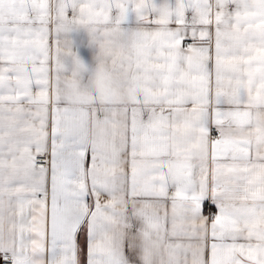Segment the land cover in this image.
<instances>
[{
  "label": "snow or ice",
  "instance_id": "obj_1",
  "mask_svg": "<svg viewBox=\"0 0 264 264\" xmlns=\"http://www.w3.org/2000/svg\"><path fill=\"white\" fill-rule=\"evenodd\" d=\"M0 264H264V0H0Z\"/></svg>",
  "mask_w": 264,
  "mask_h": 264
}]
</instances>
